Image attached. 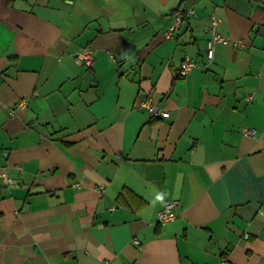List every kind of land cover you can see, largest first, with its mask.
Wrapping results in <instances>:
<instances>
[{"label": "crops", "instance_id": "crops-1", "mask_svg": "<svg viewBox=\"0 0 264 264\" xmlns=\"http://www.w3.org/2000/svg\"><path fill=\"white\" fill-rule=\"evenodd\" d=\"M190 2L0 0V264H264V0Z\"/></svg>", "mask_w": 264, "mask_h": 264}, {"label": "built area", "instance_id": "built-area-1", "mask_svg": "<svg viewBox=\"0 0 264 264\" xmlns=\"http://www.w3.org/2000/svg\"><path fill=\"white\" fill-rule=\"evenodd\" d=\"M188 15L194 14V2L191 0L190 5L186 9ZM182 15H176L174 23L164 32L165 39H172L175 33L178 31L180 24L182 23ZM220 19L212 13L209 17L207 29L210 34V38L206 42V57L210 61L214 55V49L217 44H227L232 43L236 46H242L243 41L235 40L231 41L229 37L225 36L219 30ZM76 61L79 65H85L88 68L93 66V57L89 48H83L76 55ZM194 67V62L189 58L184 59L179 74L184 76ZM23 105L20 104L19 106ZM140 106L146 109L151 117L155 118H169V112L163 108L158 107L154 102L152 97H143L140 101ZM242 133L246 136L255 135L256 131L254 129H243ZM5 183H11L12 181L3 176L2 178ZM176 207L177 204L174 201L167 200L164 202L163 207L157 212V223L160 225H165L176 218Z\"/></svg>", "mask_w": 264, "mask_h": 264}]
</instances>
